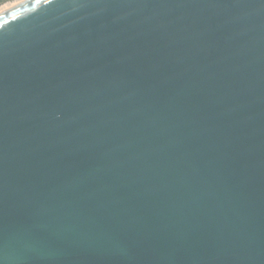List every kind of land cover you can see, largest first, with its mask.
<instances>
[{
  "label": "water",
  "instance_id": "obj_1",
  "mask_svg": "<svg viewBox=\"0 0 264 264\" xmlns=\"http://www.w3.org/2000/svg\"><path fill=\"white\" fill-rule=\"evenodd\" d=\"M0 264H264V0L1 14Z\"/></svg>",
  "mask_w": 264,
  "mask_h": 264
},
{
  "label": "bare ground",
  "instance_id": "obj_2",
  "mask_svg": "<svg viewBox=\"0 0 264 264\" xmlns=\"http://www.w3.org/2000/svg\"><path fill=\"white\" fill-rule=\"evenodd\" d=\"M25 1H27V0H17L15 2L11 3L10 5L2 6L0 8V15L11 10L12 8L24 3Z\"/></svg>",
  "mask_w": 264,
  "mask_h": 264
},
{
  "label": "rangeland",
  "instance_id": "obj_3",
  "mask_svg": "<svg viewBox=\"0 0 264 264\" xmlns=\"http://www.w3.org/2000/svg\"><path fill=\"white\" fill-rule=\"evenodd\" d=\"M15 1H17V0H0V4H1L0 8L2 6L10 5L11 3L15 2Z\"/></svg>",
  "mask_w": 264,
  "mask_h": 264
},
{
  "label": "trees",
  "instance_id": "obj_4",
  "mask_svg": "<svg viewBox=\"0 0 264 264\" xmlns=\"http://www.w3.org/2000/svg\"><path fill=\"white\" fill-rule=\"evenodd\" d=\"M1 5V4H0Z\"/></svg>",
  "mask_w": 264,
  "mask_h": 264
}]
</instances>
